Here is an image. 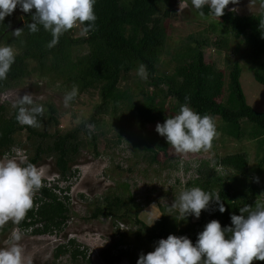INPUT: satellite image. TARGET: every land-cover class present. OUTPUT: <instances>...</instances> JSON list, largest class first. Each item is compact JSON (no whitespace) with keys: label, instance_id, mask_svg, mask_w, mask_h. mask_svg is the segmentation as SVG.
I'll use <instances>...</instances> for the list:
<instances>
[{"label":"trees","instance_id":"1","mask_svg":"<svg viewBox=\"0 0 264 264\" xmlns=\"http://www.w3.org/2000/svg\"><path fill=\"white\" fill-rule=\"evenodd\" d=\"M166 1L96 0L95 30L89 31L86 36H77L78 27H75L63 34L53 48L47 47L52 36L42 25H38L39 31L36 33H31L25 27L26 23H31L32 13L23 12L22 18L14 22H11V14L0 22V46L10 45L17 53L7 79L0 80V94L28 76V62L34 61L36 69L42 74L65 77L66 84L76 85L80 92L97 89L99 96V102L93 105L87 119L63 132L57 129L47 132L20 125L16 121L18 109L8 102H0V156L14 154L16 148L24 146L29 148H22L26 161L34 165L40 164L44 157L53 156L57 179L64 181L65 185L58 186L55 181L49 185L43 183L35 195L34 207L28 211L25 219L19 225L9 222L0 229V235L12 227L34 235H58L73 218L72 198L68 192L76 171L72 165L81 147H91L93 154L98 156V134L105 136V128H109L106 127L107 123L110 128L112 125L116 127V142H122L124 138L130 140L131 120L141 129L156 123L162 124L166 118L178 113L180 106L186 103V96L190 98L187 103L195 111L220 119L219 133L235 140H255L258 149L256 162L249 163V154L245 150L215 154L212 161L208 158L195 161L197 176L185 183V189L200 187L219 194L226 211L221 213L217 202L213 201L192 222L189 217L183 219L177 213H168L169 206L160 207L163 214L151 226L134 217V222L138 224L135 239L140 242L142 239L152 251L159 239H166L169 234L186 235L195 244L198 233L211 220L216 219L222 227H227L231 225V215H239L240 208L245 205L255 207L254 200L261 190L255 178L259 177L260 182L264 175V111L255 110L247 102L240 82L242 66L238 61L231 62L224 73L216 65L221 56L217 55L211 61L207 60V56L212 45L228 47L227 37L222 33L225 30L230 32L234 39H238L236 47L242 42L249 49L251 58L257 62L252 71L254 79L264 86V29L259 27V22L264 19V11L237 14L226 8L225 14L218 18L210 15L208 6H204L203 18L212 17L219 23L187 32L182 44L172 49L174 54L163 62L162 55L172 51L166 49L165 24L175 13L171 6L165 4ZM184 1L193 13L199 15V10L192 6L191 0ZM257 1L264 3V0ZM86 26L79 27L82 29ZM16 28H24L18 38L12 35ZM80 44H87L88 52L74 58L71 48ZM141 64L146 66L148 78L136 80L130 94L121 95L118 91L121 74L135 70ZM123 97L127 101L126 105L121 102ZM47 106L51 121L56 125V109L50 103ZM86 125L93 126V130L89 132ZM22 132H25L24 142L18 139ZM104 139L110 142L109 138ZM140 141L141 149L146 152L150 163H154L160 153L167 154L171 147L157 132ZM214 145L215 139L212 147ZM218 167L230 170V176L220 174ZM238 175L243 183L242 189H236L231 184ZM122 185L123 188L127 187L125 183ZM128 198L118 192L105 194L90 215L92 218L119 217L118 211ZM123 230L118 228L122 233ZM114 244L117 245V242ZM85 250L73 238H68L54 246L53 259L68 255L70 262L88 264L90 258ZM253 263L264 264V261L255 260Z\"/></svg>","mask_w":264,"mask_h":264},{"label":"rangeland","instance_id":"2","mask_svg":"<svg viewBox=\"0 0 264 264\" xmlns=\"http://www.w3.org/2000/svg\"><path fill=\"white\" fill-rule=\"evenodd\" d=\"M184 2L187 4L186 1ZM179 3L180 0H167L165 2L175 12L165 24L167 50H172L181 45L187 32L198 31L211 23H219L215 18H203L196 15L191 11L189 5L183 12H179ZM262 4L264 3L257 0H239L238 4L230 3L227 9L236 8L237 14H251L264 11V8L261 7ZM22 15L23 12L17 7L12 13L11 22L17 18H22ZM216 26L219 27V25ZM81 30L78 26L77 36H82ZM222 35H226L228 47L218 48L212 45L209 48L207 60L211 61L220 55L216 65L224 73L231 62L238 61L242 66L240 82L247 102L255 110L264 111V86L254 79L252 72L257 66V62L251 58L249 49L242 42L239 47H236L238 39H234L230 32L225 30ZM87 52V44L75 45L71 48V54L74 58L85 55ZM173 54V50L169 54L165 52L162 55V61L169 60ZM262 58L264 59V56ZM28 64L30 74L12 88L1 93L0 102H8L12 106L18 95L22 97L26 93L32 94L33 104L42 105L45 109L43 116L37 117L41 126L36 129L47 132H53L55 129L63 132L74 128L82 120L87 119L93 105L99 102L97 89H89L85 92L78 91L75 99L71 101L68 107H65L63 97L66 92L72 89V86L66 84L65 77L42 74L36 69L34 61H29ZM137 70L138 68L121 74L118 83V91L122 93L121 95L123 93L130 94L133 83L142 79L137 74ZM125 97L121 100L122 103L125 102ZM49 103L56 109V125L52 123L50 118L51 115L47 106ZM124 104L126 105L127 101ZM214 118L218 136L215 138V145L209 151L178 154L170 147L167 154L160 153L154 163L149 162L146 152L141 149L140 140L154 135L157 123L147 126L144 130L131 120V139L124 138L122 142L115 141L117 138L116 127L112 125L110 128V124L107 123L106 127L110 129L105 128L107 130L105 136L98 134L97 142L100 155H94L91 147L83 145L74 161L75 164L72 165L76 171L70 181L68 193L72 198L71 215L73 218L58 235H34L30 232L20 231L23 235L19 243L24 247L25 255L31 257L32 264H78L80 261L77 263L70 262L68 255H63L58 260L53 259L54 246L65 239L73 238L76 243L80 244V248H86L85 252L90 258L88 264H137L140 254H147L152 249L150 245L142 242V239L141 242L135 239L134 233L138 224L134 222V217L140 218L149 225L150 222L163 214L160 207L165 206H169L168 213H177L180 217L178 209H170V206L179 193L186 190L185 183L197 176L195 170L197 163L195 161L201 158H208L212 161L215 154L223 155L245 150L249 154V163L255 164L258 152L256 141L249 138L235 140L226 137L223 133H219L220 119L217 116ZM104 138H109L110 142ZM18 139L24 142L25 132H22ZM136 146H138L137 149ZM22 148L29 149L26 146L18 147L14 154L0 156V159H25ZM44 158L41 160V164L36 166L43 171L44 177L50 179L52 171L55 170V160L53 156ZM210 164L213 165L212 162ZM218 170L224 176L231 174L230 170L219 167ZM240 179L241 177L238 175L235 181H231L236 189H242L243 183ZM261 181L264 182V175L260 182L256 183L261 190L254 201L264 203V185ZM57 183L58 186L64 187V182L58 181ZM124 183L127 184V187L125 186L127 189L123 188L122 184ZM113 192H118L124 198L130 197L125 201L124 207L118 211L119 217L100 216L99 218H92L90 214L99 203L100 198ZM188 217L191 218L192 222L197 219L192 215ZM116 222H118V227ZM119 227L124 229L123 233L118 231ZM11 229L0 235V247L6 246L13 231H18L14 230V227ZM116 242L117 245L114 244Z\"/></svg>","mask_w":264,"mask_h":264},{"label":"clouds","instance_id":"3","mask_svg":"<svg viewBox=\"0 0 264 264\" xmlns=\"http://www.w3.org/2000/svg\"><path fill=\"white\" fill-rule=\"evenodd\" d=\"M238 2L239 0H191L201 17L205 16L204 6H208L209 14L218 18L225 14L230 3ZM95 3L96 0H0V22L17 7L24 13H32L31 23H26L25 27L31 33H36L39 31L38 25H42L52 36L47 47L53 48L63 34L75 27L86 24L81 30V35L85 36L89 31L95 30ZM187 7L184 0H180L179 12ZM261 7L264 8V4ZM231 11L235 12L236 8ZM259 27L264 29V19L259 22ZM23 29L16 28L12 35L20 37ZM16 54L10 45L0 46V80L7 79ZM137 74L142 79L148 78L144 64L139 65ZM77 94L78 87L73 85L71 91L66 92L63 97L64 106L68 107ZM189 99L186 96V103L180 106L178 113L166 118L162 124L157 123L155 128L178 154L207 152L218 136L215 118L195 111L187 103ZM13 106L18 109L16 121L20 125L34 128L41 126L37 117L43 116L45 109L42 105L33 104L32 94L26 93L22 97L18 95ZM86 127L89 132L93 130V126ZM57 177L55 170L50 179L44 177L43 171L26 159H0V229L9 222L19 225L28 211L33 209L35 195L43 187V183L49 185L55 181L58 184ZM255 180L259 182V177ZM213 201L217 202L221 213L226 211L219 194L192 187L181 191L170 209H178L183 219L190 215L198 219L202 210H207ZM239 212V215H231V225L227 227H222L216 219L208 222L203 231L198 233L195 244L186 235L169 234L166 239H159L154 251L140 254L137 264H254L255 260L264 261V203L258 201L255 207L245 205ZM14 230L18 229L14 227ZM22 235L20 231H13L6 246L0 247V264H32L31 257L25 255V249L19 243Z\"/></svg>","mask_w":264,"mask_h":264}]
</instances>
